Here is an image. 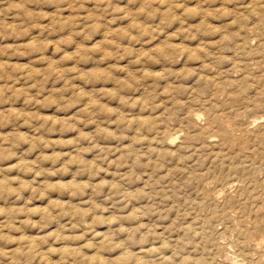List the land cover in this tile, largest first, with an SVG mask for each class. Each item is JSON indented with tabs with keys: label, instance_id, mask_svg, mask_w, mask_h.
<instances>
[{
	"label": "rangeland",
	"instance_id": "obj_1",
	"mask_svg": "<svg viewBox=\"0 0 264 264\" xmlns=\"http://www.w3.org/2000/svg\"><path fill=\"white\" fill-rule=\"evenodd\" d=\"M0 264H264V0H0Z\"/></svg>",
	"mask_w": 264,
	"mask_h": 264
},
{
	"label": "bare ground",
	"instance_id": "obj_2",
	"mask_svg": "<svg viewBox=\"0 0 264 264\" xmlns=\"http://www.w3.org/2000/svg\"><path fill=\"white\" fill-rule=\"evenodd\" d=\"M179 55H180V54H179ZM261 120H262V119H261ZM262 121H263V120H262ZM255 122H256V121H255ZM140 222H141V221H140ZM226 226H227V225H226ZM159 234H160V233H159ZM260 235H261V234H260ZM160 236H161V235H160ZM254 246H255V245H254ZM257 248H258V247H257ZM257 248H256V249H257ZM252 249H253V248H252ZM256 252H257V251H256ZM255 255H256V254H255ZM243 256H244V255H243Z\"/></svg>",
	"mask_w": 264,
	"mask_h": 264
}]
</instances>
